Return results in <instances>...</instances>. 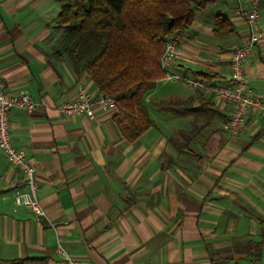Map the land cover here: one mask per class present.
I'll return each instance as SVG.
<instances>
[{
	"label": "crops",
	"instance_id": "obj_1",
	"mask_svg": "<svg viewBox=\"0 0 264 264\" xmlns=\"http://www.w3.org/2000/svg\"><path fill=\"white\" fill-rule=\"evenodd\" d=\"M250 1L211 0L196 11L183 30L175 70L189 78L210 73V82L228 83L231 50L249 35L236 7ZM62 4L0 0V80L7 92L24 91L46 103L9 113L13 144L35 167L46 218L15 204L10 184L20 173L0 153V260L60 264V243L77 264H241L240 250L246 240L258 239L264 218V117L248 114L232 135L226 128L230 110L204 96L219 115L179 151L177 144L186 142L180 134L191 129L193 116L164 111L189 117L177 126L163 116L165 125L155 122L148 105L195 94L196 87L181 80H159L147 92L154 126L134 142L121 135L115 110L63 117L57 102L75 97L80 87L98 92L57 53ZM217 14L229 19L231 35L213 33ZM257 28L261 38L244 71L252 94L264 100V0ZM167 84L172 86L165 89Z\"/></svg>",
	"mask_w": 264,
	"mask_h": 264
},
{
	"label": "trees",
	"instance_id": "obj_2",
	"mask_svg": "<svg viewBox=\"0 0 264 264\" xmlns=\"http://www.w3.org/2000/svg\"><path fill=\"white\" fill-rule=\"evenodd\" d=\"M211 0H63L56 28L61 32L57 53L63 54L75 76L91 79L99 94L115 102L113 120L121 135L134 142L154 126L145 96L163 78L159 59L168 36L188 28L196 11ZM213 33L227 37L233 33L226 16L217 14ZM211 81L210 73H198ZM196 92L185 99L168 98L156 106L179 116L192 115L189 131H182L191 143L219 115L211 98ZM258 239L244 242L245 257L241 264H260L264 247V218L258 220ZM38 260L16 259L0 264H20Z\"/></svg>",
	"mask_w": 264,
	"mask_h": 264
},
{
	"label": "built area",
	"instance_id": "obj_3",
	"mask_svg": "<svg viewBox=\"0 0 264 264\" xmlns=\"http://www.w3.org/2000/svg\"><path fill=\"white\" fill-rule=\"evenodd\" d=\"M259 0H251L248 5L238 4L236 12L249 30L245 41L235 45L230 53L228 83L216 84L201 77L189 78L175 70L179 55V44L183 30H179L167 37L163 52L159 59L160 69L163 72V81L181 80L198 88L204 96L212 97L216 102L224 104L230 110L226 128L232 135L237 134L248 114L264 117V100L252 94L244 71V60L251 48L258 43L261 32L258 30ZM43 99L34 100L27 92L9 93L0 80V153L9 164L15 166L20 177L11 182L13 197L16 205L23 206L31 211L37 219H45V211L37 198L38 185L35 167L28 162L23 150L14 146L11 137L9 113L14 107L31 111L45 106ZM56 110L63 117L84 115L94 118L95 109L115 110L116 105L112 98L102 94H89L79 88L75 97L64 99L56 103ZM53 227V224H51ZM56 252L60 264H77V261L57 244Z\"/></svg>",
	"mask_w": 264,
	"mask_h": 264
},
{
	"label": "rangeland",
	"instance_id": "obj_4",
	"mask_svg": "<svg viewBox=\"0 0 264 264\" xmlns=\"http://www.w3.org/2000/svg\"><path fill=\"white\" fill-rule=\"evenodd\" d=\"M160 57H161V56H160ZM171 86H172L171 84H167V85L165 86V89H169ZM153 99H154V97H153ZM148 107H149V109L151 110L150 112H151L152 118L155 119V122H158V123H164L165 125H167V120H164V117H163V116H167V117L171 118V121L174 123V125L177 124V126H183V125H181L180 123H181L182 121H185L187 118H189V117H187V118H184V117H175V116H173V115H170L169 113H166V112H164V111L158 109V108L155 107V106L151 107V106L148 105ZM153 109H154V110H153ZM152 110H153V111H152ZM164 124H163V127H164ZM240 251H242L243 254L245 255V253H244V249H241ZM245 256H246V255H245ZM245 256H243V257H245ZM243 257H242V258H243ZM254 264H258V263H254ZM260 264H264V247H263L262 260H261Z\"/></svg>",
	"mask_w": 264,
	"mask_h": 264
}]
</instances>
